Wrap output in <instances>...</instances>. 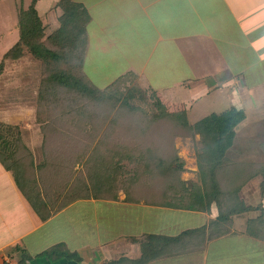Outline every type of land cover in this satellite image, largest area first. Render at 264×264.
<instances>
[{
  "label": "crops",
  "instance_id": "1",
  "mask_svg": "<svg viewBox=\"0 0 264 264\" xmlns=\"http://www.w3.org/2000/svg\"><path fill=\"white\" fill-rule=\"evenodd\" d=\"M59 1H36L48 24L57 19ZM72 1L90 16L84 70L92 82L104 84L95 82L101 89L134 72L141 86L155 90L166 108L177 112L185 110L186 104L172 89L184 84L194 88L206 81L208 96L229 90L232 107L244 109L251 96L241 80L251 81L252 71H264V0ZM30 173L19 183L0 163V264L22 260L26 264H132L140 261L146 245L209 228L218 215L215 206L210 212H198L130 203L124 193L116 201L78 199L57 210L63 199L55 189L57 180L53 183L49 172L44 188L41 178ZM159 179L158 198H168V182ZM32 196L45 204L41 211L33 208ZM42 214L49 218L43 220ZM238 221L232 230L207 240L203 249L183 252L182 246L176 247L175 253L146 264H239L237 253L220 260L222 252L221 262L213 261L211 246L219 242L224 249L245 251L252 264L262 263L264 243L246 235L244 225L236 226ZM55 248L76 253L80 261L39 256Z\"/></svg>",
  "mask_w": 264,
  "mask_h": 264
},
{
  "label": "trees",
  "instance_id": "2",
  "mask_svg": "<svg viewBox=\"0 0 264 264\" xmlns=\"http://www.w3.org/2000/svg\"><path fill=\"white\" fill-rule=\"evenodd\" d=\"M36 1L32 0L28 8L18 11L19 38L0 61V76L4 73L6 62H15L26 53L40 62L43 75L40 102H48L52 112L51 122H46L43 127L44 145L48 149L43 153L41 162L36 163L33 154L24 145L17 126L0 122L2 166L12 171L19 183L25 182L28 175L31 177L28 171H32L34 176L41 178L44 188L47 179L49 181V172L54 173L53 183L57 180L55 189L60 191L58 197H63L57 210L78 199L116 201L120 192L130 203L144 202L152 206L198 212H210L213 206L216 207L218 215L209 228L190 230L175 238L152 242L144 248L140 261L132 264H146L168 256L175 253L176 247L179 249L182 246L180 250L183 252L203 249L207 240L232 230L238 219L245 220L246 235L264 243V207L246 205L240 197L242 189L257 177L262 178L259 188L261 196H264V160L237 162L229 157V152L236 145L237 128L245 121L244 110L233 106L191 123L186 109L169 113L156 91L141 86L134 72L120 76L103 89L98 88L84 71L88 49L86 27L90 21L87 10L75 1L60 0L57 8L61 14L55 29L44 22L36 9ZM85 101L94 105L97 117L90 116ZM101 107L109 110L108 115L113 111L116 119L110 128L118 131L112 132L109 128L104 135H100L104 127L100 118L102 112H99ZM197 135L201 144L197 155L199 182L194 183L181 179L185 171L184 163L174 147V140ZM99 137L102 140L94 144ZM61 139L66 151L56 145ZM48 143L51 144L46 146ZM106 145L113 151L110 155L99 150ZM261 145L264 156V142ZM60 152H64L65 161L72 164L86 158L94 169L93 177L89 176L91 181L88 179L82 185L80 181H71V170L62 168ZM125 163L131 170L128 177L121 179L120 175L125 173L127 166H124ZM62 177L64 183L60 180ZM156 177H163L168 182V198H137V186L148 180L154 181ZM67 180L72 183L70 186ZM152 187L146 184L144 193L152 194ZM23 191L26 195L29 192L24 188ZM29 200L36 211L45 206L34 196ZM253 211L259 212V215L247 218L246 215ZM41 217L46 220L49 214H42ZM209 229H213L210 234ZM39 256L80 261L76 253H62L57 248ZM19 264H26V260Z\"/></svg>",
  "mask_w": 264,
  "mask_h": 264
},
{
  "label": "rangeland",
  "instance_id": "3",
  "mask_svg": "<svg viewBox=\"0 0 264 264\" xmlns=\"http://www.w3.org/2000/svg\"><path fill=\"white\" fill-rule=\"evenodd\" d=\"M31 2V0H0V61L2 60L4 54L17 42L19 38V32L17 28L19 9H26L28 6H30ZM60 14L61 10L58 12L57 19H54L55 22L53 25L50 23V25L53 26L52 28H58L57 23ZM44 22L47 23L45 19ZM252 72L253 74L251 81H249L247 77H244V80H241V82L244 85H247L246 87L250 89V91H248L251 97L247 99L244 104L243 110L245 112V121L237 128L236 145L229 152V157L233 161L237 162H258L264 160L261 145L262 142H264V71L258 69L256 72ZM42 77V67L40 62L35 60L28 53L15 62H6L4 73L0 76V122L17 126L24 145L29 151H31L36 163L37 160L38 162H41L43 153L46 149H48L44 145L46 137L43 133V127L46 122H51L52 117V112L48 102H40ZM93 82L95 83L96 80ZM96 83H98L100 86L104 85L102 82ZM96 83L95 85L100 88V86ZM201 84L203 85L195 86L194 88L189 89L187 84L179 85L177 88L172 89L174 92L173 95H175L178 100L179 98L183 99V103L186 104L185 109L188 111V117L191 123H195L213 113L219 114L227 111L233 105L229 102V90H220L208 96L206 86L208 83L204 81ZM161 90L158 89V91L163 94ZM187 101L193 102L186 103ZM85 102L87 108H89L88 112L90 111V116L97 117V110L96 108L94 109V105H89L88 101ZM167 111L169 113L180 112H170L168 109ZM99 112H102L100 113V118L104 125L100 135H104V132L108 131L114 122L115 115H113V111L111 112V115H108L109 110H103V107L99 109ZM111 131H118V129H111ZM100 140H102L101 137L97 138L94 144H97ZM52 141L53 140L50 142ZM62 141L63 139L56 142V145L59 146L60 150L66 151V149L62 147ZM50 144L51 143H48L46 146ZM107 147H109V145H106V148H100V152L106 151L110 155L111 150L107 149ZM174 147L177 150L179 158L184 163L185 171L182 173L181 179L183 178L187 182H199L197 155L199 149L201 148L200 136L197 135L194 137H187L185 139L182 137H177L174 140ZM22 151L24 152V150ZM63 153L64 152H60L59 154L63 159V163L61 165L63 166L62 168L71 170V172L69 171L72 176L70 180L79 182L82 178L83 182L85 181V183L88 179L91 181L89 176L93 177L94 169L91 167L88 161L85 160L86 158L79 159L77 163L72 164L73 162L70 163V161H65L66 157L63 155ZM128 165L129 164L125 163V173H121V179L129 176L131 167ZM53 175L54 173L50 174V176ZM56 175L59 176L61 174L56 173ZM159 178L160 177H156L154 181L148 180L149 182L137 186L138 188L136 192L139 195L137 198L141 200H159L157 196L160 194V191H162V184ZM60 180L62 183L65 182L63 177ZM261 180V177H257L242 189L240 197L246 205L264 207V196H261L259 188ZM146 184H148V187L153 186L150 190L152 191V194L144 193ZM140 204L145 203L141 202ZM100 206L101 205L99 204L98 210H100ZM258 215L259 212L253 211L247 214L246 217L255 218ZM244 221L245 220L236 222V226L244 225ZM224 245L225 244L223 242H219L211 246L213 261L219 260L218 255L222 252H225L223 257L219 256L220 260L225 259V257L228 255L237 253L239 256H241L240 262H238L239 264H252L248 256L249 254L245 255V251H236L234 249L230 250V248L224 249ZM61 251L64 252L63 249H61ZM50 259L55 260V257L52 256ZM220 260L219 262H221ZM261 261L262 263L260 264H264V258L263 260L261 259ZM235 262L236 260L232 261V263Z\"/></svg>",
  "mask_w": 264,
  "mask_h": 264
}]
</instances>
